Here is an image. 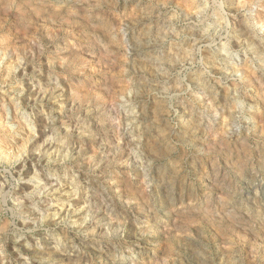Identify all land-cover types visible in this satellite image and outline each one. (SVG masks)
<instances>
[{"label":"rangeland","instance_id":"374dc122","mask_svg":"<svg viewBox=\"0 0 264 264\" xmlns=\"http://www.w3.org/2000/svg\"><path fill=\"white\" fill-rule=\"evenodd\" d=\"M0 264H264V0H0Z\"/></svg>","mask_w":264,"mask_h":264},{"label":"bare ground","instance_id":"6f19581e","mask_svg":"<svg viewBox=\"0 0 264 264\" xmlns=\"http://www.w3.org/2000/svg\"><path fill=\"white\" fill-rule=\"evenodd\" d=\"M71 17H73V16H71ZM50 18L52 19L53 23L59 22V20L55 16H50Z\"/></svg>","mask_w":264,"mask_h":264}]
</instances>
